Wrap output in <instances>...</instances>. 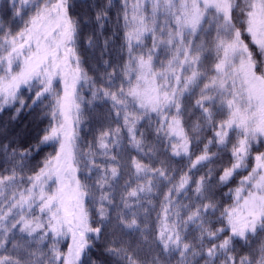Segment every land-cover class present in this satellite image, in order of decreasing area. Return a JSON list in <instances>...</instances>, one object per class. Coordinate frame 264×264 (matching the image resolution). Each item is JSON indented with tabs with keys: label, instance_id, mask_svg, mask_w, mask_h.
<instances>
[{
	"label": "snow or ice",
	"instance_id": "obj_1",
	"mask_svg": "<svg viewBox=\"0 0 264 264\" xmlns=\"http://www.w3.org/2000/svg\"><path fill=\"white\" fill-rule=\"evenodd\" d=\"M74 7L0 8V114L39 109L24 144L0 125V264H264V0Z\"/></svg>",
	"mask_w": 264,
	"mask_h": 264
},
{
	"label": "trees",
	"instance_id": "obj_2",
	"mask_svg": "<svg viewBox=\"0 0 264 264\" xmlns=\"http://www.w3.org/2000/svg\"><path fill=\"white\" fill-rule=\"evenodd\" d=\"M96 2L97 0H74V5H75L74 14H79L84 11H90V9H88L87 7V4L96 3ZM4 3H5V0H0V8L3 7ZM113 3L114 4L118 3V0H113ZM9 6H10V0H9ZM112 17L114 20L115 19V8L113 9ZM109 27L111 31H115L114 25H112L111 22L109 24ZM111 31L109 32V34H111ZM87 34H88V29H85L84 34L82 35L81 40H80V48H81L82 54L84 55L87 61L85 64V67H90V66L95 67L96 61L94 59L93 52L91 49L88 48L87 41H86ZM118 45H119V40H117L113 45L114 51L112 53V60H113L114 65H118L121 62V56L118 50ZM105 59H108V57H105ZM108 70L111 71V69H108ZM100 71H103V68H101ZM89 74L95 75L96 73L90 70ZM83 94L85 95L86 98H89L90 96L87 88L84 89ZM25 95L27 96L29 95V93L25 92ZM107 108H108V105H105L102 102H94L93 106L91 107L86 106V115L88 116V119H86L81 124V127H80V134L84 138L81 144L82 147H84L87 142L93 139L94 135L97 133V130L101 126H107L106 122L100 118L103 114L106 113ZM14 110H15L14 108H11V109L6 110L2 114H0V125L7 124L8 129H9V138L15 137L19 140L21 144H24L25 140L28 138L26 136V133L30 132L33 129L34 124H35V118L39 112V109H36L35 111H29L25 109L15 121H9V117L12 115ZM43 123L46 124L47 120H45ZM146 123L147 122L144 121L142 122V125ZM113 127H115V124H113ZM51 151H52L51 147H44L43 151L40 152L39 155L35 157V159L31 160V164L34 165L38 160L42 159L46 153L51 152ZM117 151H120V149H117ZM131 155H136V153L133 151L131 152ZM162 158L163 157H161V159ZM97 162L102 163V159H98ZM177 162H179L180 165L186 163V161H181L179 157L175 158V160L173 161L174 166H179ZM127 178L128 177H127V170H126V174L124 178L121 179L119 183L123 184L124 179H127ZM234 186H235V182L229 185V187H234ZM164 190H166V188ZM220 191L226 192L227 189H221ZM161 198L162 196L160 194H153L148 197V199H151L153 204L157 207V210L159 206V200ZM118 200H119V196H117V201ZM228 202L230 201H228V199L225 198V203H228ZM155 218H156V211H153L151 214V219L153 222H155ZM93 226H96V225H93ZM68 243H70V239L66 241H62L60 244L61 249L66 250ZM93 251L95 252L96 250L93 249Z\"/></svg>",
	"mask_w": 264,
	"mask_h": 264
}]
</instances>
